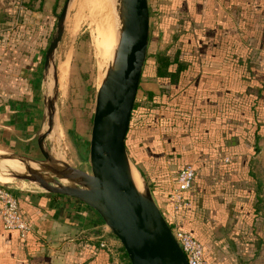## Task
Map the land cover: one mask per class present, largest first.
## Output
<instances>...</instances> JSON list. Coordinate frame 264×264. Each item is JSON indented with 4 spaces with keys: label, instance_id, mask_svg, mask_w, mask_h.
<instances>
[{
    "label": "crops",
    "instance_id": "obj_1",
    "mask_svg": "<svg viewBox=\"0 0 264 264\" xmlns=\"http://www.w3.org/2000/svg\"><path fill=\"white\" fill-rule=\"evenodd\" d=\"M61 3L0 0V150L30 148L43 52ZM162 4L149 63L166 52L183 68L173 85L152 69L140 76L132 153L161 212L176 171L192 166L189 206L175 222L202 244L207 264H264V0ZM148 92L155 105L147 112ZM4 185L30 230L21 239L0 220V264L118 263L120 244L90 207L24 181Z\"/></svg>",
    "mask_w": 264,
    "mask_h": 264
},
{
    "label": "water",
    "instance_id": "obj_2",
    "mask_svg": "<svg viewBox=\"0 0 264 264\" xmlns=\"http://www.w3.org/2000/svg\"><path fill=\"white\" fill-rule=\"evenodd\" d=\"M72 1L63 0L43 52L42 112L34 133L40 158L0 150V173L12 181H26L42 193L73 197L90 207L118 241L129 264H186L148 183L125 148L147 55V0H111L115 41L94 94L88 171L69 165L62 157V142L57 132L56 51ZM53 135L58 139L55 151ZM133 171L138 175L141 189L134 182Z\"/></svg>",
    "mask_w": 264,
    "mask_h": 264
},
{
    "label": "rangeland",
    "instance_id": "obj_3",
    "mask_svg": "<svg viewBox=\"0 0 264 264\" xmlns=\"http://www.w3.org/2000/svg\"><path fill=\"white\" fill-rule=\"evenodd\" d=\"M103 1L104 0L72 1L67 11L64 30L56 51L57 70L58 66L60 65L61 61H63L65 56H67L68 58V69H66L64 80L62 84L58 87L57 92V132L62 142V157L69 165L77 167L84 171H88V139L91 124V116L93 111L94 94L96 87H98L101 80V78H98V75L99 73H101L102 75L106 67L105 63L104 65H102L100 70L99 68H97V61L95 58L96 43L94 40L96 38L94 29L96 8L94 4H102ZM147 1L148 8L150 10L149 19L151 18L152 23V39L150 41L149 50L147 53L148 57L146 56V62L147 64H149V61H151V52L154 51L156 48L154 33L156 32L157 28V16L159 17V19L161 18L159 14H162L161 12H163L164 7L162 4L163 0ZM105 8L106 7H104V9ZM38 92L40 119L37 122L36 126L33 128L34 131H32L29 136L30 148L27 151L25 150L27 156L33 158H40L36 149L34 137V133L40 125L42 112L40 79L38 84ZM134 123V120L130 122L131 128L128 132L127 137V145L130 151L131 136L134 134L136 135L133 130ZM52 140L53 149L55 151L58 144V139L55 135H53ZM1 150L14 152L12 150L7 149ZM26 184L29 183L26 182Z\"/></svg>",
    "mask_w": 264,
    "mask_h": 264
},
{
    "label": "built area",
    "instance_id": "obj_4",
    "mask_svg": "<svg viewBox=\"0 0 264 264\" xmlns=\"http://www.w3.org/2000/svg\"><path fill=\"white\" fill-rule=\"evenodd\" d=\"M193 179L194 170L191 165L186 164L176 171L173 186L167 194L169 208L167 212H161V214L178 243L186 264H207L202 244L189 233L180 229L175 222L176 214L189 206L183 193L191 189ZM0 220L4 229L15 230L21 239L26 238L30 225L19 210L12 187L4 184H0ZM101 246L103 245L101 244Z\"/></svg>",
    "mask_w": 264,
    "mask_h": 264
},
{
    "label": "bare ground",
    "instance_id": "obj_5",
    "mask_svg": "<svg viewBox=\"0 0 264 264\" xmlns=\"http://www.w3.org/2000/svg\"><path fill=\"white\" fill-rule=\"evenodd\" d=\"M107 1V2H106ZM96 8V15H95V50H96V61H97V68L101 69L102 65L108 62L110 57V53L114 46L115 41V15L113 11V7L111 4V0H104L102 4L96 3L94 4ZM104 7H106L104 9ZM68 58L65 56L63 61H61L60 65L58 66V87L62 84L66 69H68ZM103 75V74H102ZM101 73H99L98 78H102ZM133 179L138 188H142L140 184V180L138 175L135 171H133ZM10 180L9 178L3 176L0 173V184L7 183Z\"/></svg>",
    "mask_w": 264,
    "mask_h": 264
},
{
    "label": "trees",
    "instance_id": "obj_6",
    "mask_svg": "<svg viewBox=\"0 0 264 264\" xmlns=\"http://www.w3.org/2000/svg\"><path fill=\"white\" fill-rule=\"evenodd\" d=\"M150 6V5H149ZM150 13V10H149ZM51 33V32H50ZM50 34H48L47 38L49 39ZM148 57V54L146 55ZM146 57V59H147ZM146 59L144 61L143 67H142V71H141V76L144 75V73L150 69H152V76L154 75V78H159V79H163L166 80L168 82V84L173 85L176 84L178 82L179 79V73L180 70L183 68L182 64L180 62H177L176 60L170 61L168 58V55L166 54V52H157L153 55V62L150 64H147ZM173 63L175 64V69L170 68L171 65H173ZM151 75V73H150ZM139 93L136 94L135 96V100L133 103V108L131 111V115H130V122L132 121V117L135 113V110L138 108V101L137 99L139 98ZM155 95H153L151 92H148L146 94V96L144 97V100L149 102L150 106L146 107L147 112L154 107L155 102ZM130 122H129V127L126 133V137H125V148L127 151L128 156L130 157L131 161L136 165V167L138 168L137 162L135 160V157L132 153V150L130 151V149L128 148L127 145V137H128V132L130 130ZM131 145V144H130ZM138 170L140 171V169L138 168ZM141 172V171H140ZM142 174V172H141ZM143 175V174H142ZM144 179L147 182V178H145V176L143 175ZM149 186V185H148ZM150 188V187H149ZM151 193L153 192V188H150ZM153 195V194H152ZM117 262L119 264H129V261L126 257V254L124 253L123 249L121 248V246H119L117 248Z\"/></svg>",
    "mask_w": 264,
    "mask_h": 264
}]
</instances>
